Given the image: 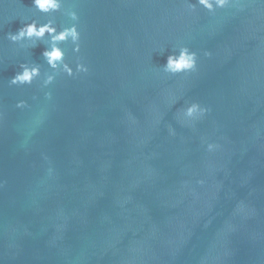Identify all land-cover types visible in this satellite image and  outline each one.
<instances>
[{"label":"water","instance_id":"95a60500","mask_svg":"<svg viewBox=\"0 0 264 264\" xmlns=\"http://www.w3.org/2000/svg\"><path fill=\"white\" fill-rule=\"evenodd\" d=\"M31 20L78 23L60 46L89 71L7 37ZM182 45L197 69L165 73ZM21 64L41 74L12 85ZM193 101L210 111L183 122ZM0 264H264V2L0 0Z\"/></svg>","mask_w":264,"mask_h":264},{"label":"clouds","instance_id":"9594fccd","mask_svg":"<svg viewBox=\"0 0 264 264\" xmlns=\"http://www.w3.org/2000/svg\"><path fill=\"white\" fill-rule=\"evenodd\" d=\"M264 2V0H262ZM199 5L207 9L210 13H214L217 9H224L240 3V0H198ZM33 7L43 13L58 12L64 5V0H32ZM190 10H195L196 5L188 3ZM69 16L73 21L79 20V15L76 11H69ZM50 34L52 38V46L46 48L43 52L48 64L51 68L66 73L68 76H73L80 72H88V65L84 62H78L75 68L65 60L64 49L60 46V42L71 40L74 45V51L79 52L81 49V33L78 23H72L70 26H64L58 28L52 20L47 23L40 24L36 20L25 22L21 28L16 32L7 33V37L12 41H19L24 38H43L45 34ZM208 56L212 53L206 52ZM198 66V54L191 50L187 45L179 46L177 50L173 51L167 56V62L163 66L164 72L176 75L181 73H188L197 69ZM21 71L16 74L10 80L12 85H26L31 84L37 77L40 76V67L38 65L21 64ZM56 79V74H49L43 81V86L47 87L51 85ZM48 98H51L52 93L49 91L46 93ZM25 100L17 102V108H24L26 106ZM210 109L203 106L197 101L188 103L186 107L182 108L179 116L183 122L194 124L196 121L203 119ZM169 134L176 135L175 128L169 126ZM220 148V145L215 142L207 143V151L214 152ZM53 172V169L49 168V174ZM201 183L204 181L201 180Z\"/></svg>","mask_w":264,"mask_h":264}]
</instances>
